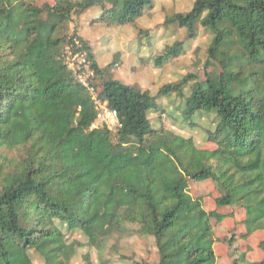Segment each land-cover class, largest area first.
Instances as JSON below:
<instances>
[{
  "label": "trees",
  "instance_id": "trees-1",
  "mask_svg": "<svg viewBox=\"0 0 264 264\" xmlns=\"http://www.w3.org/2000/svg\"><path fill=\"white\" fill-rule=\"evenodd\" d=\"M147 7L155 2L0 0V264H36L33 253L43 264H71L75 232L99 253L117 235H138L153 239L155 264H223L217 224L232 217L227 209L245 212L248 234L264 231V0H195L164 20L188 37L199 26L211 34L205 80L188 95L196 75L158 93L184 100V119H211L202 146L153 127L156 97L115 79L117 58L101 67L88 41L69 33L97 8L91 24L148 36L150 26L138 25ZM68 46L91 61L98 99L117 111L114 130L94 126L99 107L69 69ZM183 50L175 43L157 63ZM209 181L219 191L213 210L190 190ZM230 264L264 257L240 254Z\"/></svg>",
  "mask_w": 264,
  "mask_h": 264
},
{
  "label": "rangeland",
  "instance_id": "rangeland-1",
  "mask_svg": "<svg viewBox=\"0 0 264 264\" xmlns=\"http://www.w3.org/2000/svg\"><path fill=\"white\" fill-rule=\"evenodd\" d=\"M195 0H153L155 8L138 20L140 27L150 26L148 36L139 37L132 25L104 27L91 24L94 15L99 11L92 9L79 18L78 22L69 25V33L74 30L91 46L96 62L106 67L117 58L113 77L121 82L148 89L156 97V110L150 114L152 126H164L177 134L192 138L198 146L206 142V131L213 128L211 119L206 115L184 119L181 108L184 100L175 95H158L162 86L176 83L187 75H196L185 88L186 95L195 81H204L206 76L205 62L207 50L211 42V34L199 26L192 37L187 30L175 25H164L167 15L175 12L191 10ZM148 11V12H147ZM147 12V13H146ZM98 17V15H96ZM85 22V24H84ZM181 42L184 50L176 57L159 65L157 59L166 53L175 43ZM210 67L208 71H212ZM103 104H98L99 118L94 126L106 124L115 129L116 123L111 115L104 113ZM178 107H181L178 109ZM191 193L204 198L210 210L215 208L218 188L213 182L198 185L191 184ZM232 213L220 225L217 234L221 237L216 244L217 254L223 264H230L240 254H245L249 261H257L264 257V231L248 234L244 226L245 212L241 209L225 211ZM248 234V235H247ZM70 241H78L81 246L71 264H86L85 256L89 255L95 264L104 259L108 264H155L158 260L154 241L149 236L129 235L114 238L99 253L95 247L89 246L87 238L80 232L69 233ZM119 238V239H118ZM36 264H43L39 256L33 253Z\"/></svg>",
  "mask_w": 264,
  "mask_h": 264
},
{
  "label": "built area",
  "instance_id": "built-area-1",
  "mask_svg": "<svg viewBox=\"0 0 264 264\" xmlns=\"http://www.w3.org/2000/svg\"><path fill=\"white\" fill-rule=\"evenodd\" d=\"M72 46H68L65 51V60L69 67L72 70L75 79H77L80 83H82L87 89H89L90 94L95 100L97 106L102 102L97 97V92L92 85L91 78L94 75V70L91 65V61L88 59L87 54L85 52H72ZM104 113L111 115L116 125L119 123L117 111L110 110L107 108L106 104H103Z\"/></svg>",
  "mask_w": 264,
  "mask_h": 264
}]
</instances>
